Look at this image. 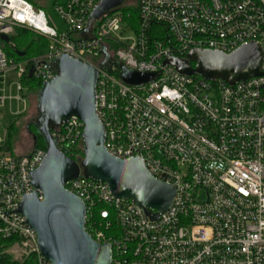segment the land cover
Instances as JSON below:
<instances>
[{"label":"built area","instance_id":"2783aa9c","mask_svg":"<svg viewBox=\"0 0 264 264\" xmlns=\"http://www.w3.org/2000/svg\"><path fill=\"white\" fill-rule=\"evenodd\" d=\"M99 1L56 5L58 25L27 0H0V111L25 115L33 96L28 83L52 81L59 58L90 65L98 71L96 109L107 152L123 160L141 157L152 176L176 190L172 206L151 220L133 201L115 199L103 182L80 176L66 184L86 206V231L110 244L112 264H264V75L229 85L165 64L188 61L197 49L229 54L255 42L264 73V0H134L136 20L125 9L105 16L88 40L85 30ZM19 30L47 40L46 52L19 57L23 51L12 42ZM6 46L16 55L6 54ZM107 58L110 68L103 66ZM115 63L159 75L128 85ZM83 134L75 117L51 131L58 150L77 163L84 158ZM2 143L0 237L13 238L35 264H52L20 213L25 196L37 193L43 201L32 175L46 150L5 153Z\"/></svg>","mask_w":264,"mask_h":264},{"label":"water","instance_id":"95a60500","mask_svg":"<svg viewBox=\"0 0 264 264\" xmlns=\"http://www.w3.org/2000/svg\"><path fill=\"white\" fill-rule=\"evenodd\" d=\"M134 0H100L94 8L85 30L92 39L91 29L105 16L126 9ZM5 43L9 38L2 35ZM24 57L25 52H16ZM188 61L172 58L165 61L180 74L199 75L204 79L223 80L229 85L263 76L262 51L250 42L226 54L211 50H193ZM114 63L107 58L104 67ZM121 69L125 84L138 86L153 81L158 73H135ZM194 64V67L192 66ZM56 77L42 85L37 95V137L43 138L46 156L32 175L34 187L42 192L25 196L20 213L37 234L41 255L52 264H112L110 244H99L86 231V206L66 189L69 181L80 176L108 185L115 199H127L140 206L151 220L167 211L176 196L175 188L156 179L141 157L127 160L111 156L104 147L105 128L96 109L98 71L90 65L63 56L55 61ZM33 74V71L29 76ZM84 124V158L81 163L70 159L57 148L51 130L62 127L71 118ZM36 141V140H35ZM150 210H155L152 214Z\"/></svg>","mask_w":264,"mask_h":264},{"label":"rangeland","instance_id":"374dc122","mask_svg":"<svg viewBox=\"0 0 264 264\" xmlns=\"http://www.w3.org/2000/svg\"><path fill=\"white\" fill-rule=\"evenodd\" d=\"M48 1L49 0H42V3L45 7H48ZM133 2L134 1L130 2L128 6L133 5ZM53 16L57 18L55 13ZM37 48H39L38 45L33 46L35 51ZM19 50L23 51L22 48H19ZM4 52L10 56L16 55L14 49L10 46H6L4 48ZM28 85L31 87L30 92L33 96L31 97V100L29 99L27 102V112L25 115L12 118L9 117V111H0V114H2V120L0 121V138L3 140L1 150L5 153L24 155L32 151V142L30 141V137L27 132V125L29 122H31L32 118L37 116V93L41 88H39L36 83L31 81L28 83ZM11 127L12 129L9 132ZM7 252L12 255L14 260L21 261L23 259L22 251L16 244L11 246Z\"/></svg>","mask_w":264,"mask_h":264},{"label":"trees","instance_id":"16d2710c","mask_svg":"<svg viewBox=\"0 0 264 264\" xmlns=\"http://www.w3.org/2000/svg\"><path fill=\"white\" fill-rule=\"evenodd\" d=\"M30 2V4L33 5L36 9H42L46 12L48 16H50L53 21L56 24H60V21L58 18H55L54 15V9L56 5H62L66 2V0H49L48 1V7H45L42 3V0H27ZM134 4L131 6H128L125 11L129 12L131 14V17L133 19H137V5L136 3L133 2ZM12 42L15 43V47L19 50V48L23 49V52L27 54V56H36L40 55L44 52H46L48 48V42L47 40L39 37V36H34L30 31L28 30H19L16 32L15 36L12 38ZM38 45L39 48L35 51L33 49V46ZM33 49V50H32ZM36 85L41 88L42 84L41 83H36ZM12 127L9 129V132L11 131ZM52 131V130H51ZM41 138V137H40ZM44 149L46 150V145L41 138L40 140H37V144L34 147L35 149ZM84 157V154L81 155ZM73 160L78 161L77 158L73 157ZM15 240L12 239H3L0 237V264H35L34 262V256L31 257H23L21 261L19 260H14L12 258V255L8 253V249L15 244Z\"/></svg>","mask_w":264,"mask_h":264},{"label":"flooded vegetation","instance_id":"af4514ba","mask_svg":"<svg viewBox=\"0 0 264 264\" xmlns=\"http://www.w3.org/2000/svg\"><path fill=\"white\" fill-rule=\"evenodd\" d=\"M37 115H38V113H37ZM36 120H37V116L32 118L31 122H29V124L27 125V129H28L27 132H28V135L30 137V141L32 142V151L34 150V147L37 144V140L41 139L40 137H37V123H36Z\"/></svg>","mask_w":264,"mask_h":264}]
</instances>
